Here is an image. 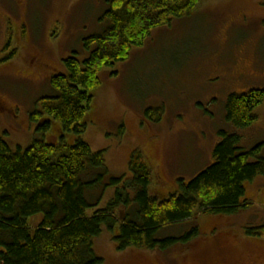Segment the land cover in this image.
<instances>
[{"label":"rangeland","instance_id":"1","mask_svg":"<svg viewBox=\"0 0 264 264\" xmlns=\"http://www.w3.org/2000/svg\"><path fill=\"white\" fill-rule=\"evenodd\" d=\"M7 2L0 0V134L13 149L35 140L71 145L82 139L93 151H104L105 180L124 177L121 187L132 178V155L141 151L152 168L150 191L161 198L214 163L222 130L239 135L243 150L262 145L264 155V102L246 128L230 123L225 111L230 94L264 87V0H200L191 15L154 29L129 59L100 72L82 134L64 131L54 120L46 129L32 113L41 98L55 94L51 80L67 73L65 60L89 57L86 39L110 25L106 0H21L19 10ZM9 29L12 42L3 51ZM20 39L31 40L23 41L28 50ZM148 109L157 112L148 115ZM103 188L87 192L96 203L89 214L115 197L117 187ZM245 189L248 208L201 214L158 234L180 236L198 227L199 236L188 244L119 250L114 232L104 227L94 251L101 264H264V238L246 232L264 222V175ZM42 219L39 213L28 222L35 227Z\"/></svg>","mask_w":264,"mask_h":264},{"label":"trees","instance_id":"2","mask_svg":"<svg viewBox=\"0 0 264 264\" xmlns=\"http://www.w3.org/2000/svg\"><path fill=\"white\" fill-rule=\"evenodd\" d=\"M106 2L110 25L86 39L89 57L67 58V73L52 77L55 94L36 104L32 118L45 122L46 129L54 120L64 131L84 133L90 92L101 84L103 68L129 59L154 29L191 15L200 0ZM263 102L264 87L232 93L225 105L226 119L239 128L249 127L258 119L256 111ZM220 134L214 163L190 181H180V189L164 198L150 191L152 168L141 151L132 155V178L121 187L124 177L105 180L104 151H93L82 139L71 145L35 140L26 149H13L0 134V264H101L94 243L104 227L114 232L119 250H166L196 240L198 227L180 236L158 234L168 225L201 214L232 215L248 208L245 184L264 175L262 145L243 150L239 135L224 130ZM92 172L94 176L85 179ZM102 186L117 187L116 195L106 207L89 214L96 203L87 192ZM39 213L43 219L32 227L28 220ZM246 232L264 238V222Z\"/></svg>","mask_w":264,"mask_h":264},{"label":"flooded vegetation","instance_id":"3","mask_svg":"<svg viewBox=\"0 0 264 264\" xmlns=\"http://www.w3.org/2000/svg\"><path fill=\"white\" fill-rule=\"evenodd\" d=\"M7 3H9V0H5ZM12 1V3H14L13 4V6H17L16 7V9H18L19 10V6H20V4H19V2L21 1V0H11ZM9 6V5H8ZM12 30L11 29H9L8 30V42H6L5 43V45H4V48L2 49L3 51H6V50H8L9 49V46H10V44H11V42H12ZM25 40H27V42H31V40L30 39H20V42H21V44H22V48H24V50H28V45L27 44H23V41H25ZM34 46V45H33ZM13 51H15V52H17L16 50H13ZM251 264H256L255 262H252Z\"/></svg>","mask_w":264,"mask_h":264}]
</instances>
